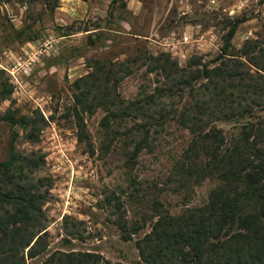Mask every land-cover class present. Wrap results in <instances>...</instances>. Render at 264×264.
Instances as JSON below:
<instances>
[{"label":"rangeland","instance_id":"1","mask_svg":"<svg viewBox=\"0 0 264 264\" xmlns=\"http://www.w3.org/2000/svg\"><path fill=\"white\" fill-rule=\"evenodd\" d=\"M53 1L0 0V92L5 84L13 90L0 101V116L10 111L24 120L0 121V162L13 150L33 154L39 167L31 177L41 180L47 194L49 248L29 261L41 264L57 251H88L114 264H146L137 242L152 231L156 201L180 214L206 204L218 180L203 173L201 160L185 161L193 136L176 122L131 160L134 145L104 132L108 112L82 109L74 83L98 61L123 62L140 53L166 52L182 67L195 56L211 62L221 53L230 21L246 17L232 40L237 51L248 39H264V2L60 0L53 10ZM133 68L119 86L127 101L150 91L155 81L146 66ZM135 120L117 117L113 125L127 130ZM220 127L228 131L232 125ZM117 198L124 203L120 211ZM123 216L137 232L130 240L117 224Z\"/></svg>","mask_w":264,"mask_h":264},{"label":"trees","instance_id":"2","mask_svg":"<svg viewBox=\"0 0 264 264\" xmlns=\"http://www.w3.org/2000/svg\"><path fill=\"white\" fill-rule=\"evenodd\" d=\"M50 6L57 9L60 0ZM247 20L230 21L221 53L211 62L195 56L182 67L169 53H140L123 62L98 61L74 83L82 109L92 113L101 107L108 112L104 132L134 145L131 160L150 148L167 124L176 122L193 136L185 161L201 160L203 173L218 180L206 204L180 214L156 201L159 212L152 231L137 242L146 264H264V39H248L237 51L232 44ZM139 65L147 67L148 76L154 75L153 88L127 101L119 86ZM6 86L0 101L13 94ZM129 115L137 120L127 130L113 125V119ZM0 121L23 125L24 120L9 111ZM220 123L232 128L226 131ZM38 167L33 154L14 150L8 161L0 162V264H32L29 260L48 251L43 209L47 194L41 180L31 177ZM123 205L117 198L116 209ZM117 224L124 240L137 233L125 216ZM41 264L114 263L99 253L57 251Z\"/></svg>","mask_w":264,"mask_h":264},{"label":"crops","instance_id":"3","mask_svg":"<svg viewBox=\"0 0 264 264\" xmlns=\"http://www.w3.org/2000/svg\"><path fill=\"white\" fill-rule=\"evenodd\" d=\"M137 8V6H135V9ZM189 26H193V27H195L194 25H189ZM187 39H189L188 37H186Z\"/></svg>","mask_w":264,"mask_h":264}]
</instances>
